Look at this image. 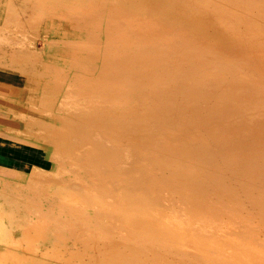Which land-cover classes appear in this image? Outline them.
Masks as SVG:
<instances>
[{"label": "bare ground", "instance_id": "1", "mask_svg": "<svg viewBox=\"0 0 264 264\" xmlns=\"http://www.w3.org/2000/svg\"><path fill=\"white\" fill-rule=\"evenodd\" d=\"M65 10L0 37V264H264V0Z\"/></svg>", "mask_w": 264, "mask_h": 264}, {"label": "crops", "instance_id": "2", "mask_svg": "<svg viewBox=\"0 0 264 264\" xmlns=\"http://www.w3.org/2000/svg\"><path fill=\"white\" fill-rule=\"evenodd\" d=\"M35 1H37V0H0V37L1 36L3 37L5 32L11 31V30L14 31L15 34L17 33L16 34L17 36H21V33H22V36H28V37L29 36H35V37H42V38L50 37V36H57L56 33L66 30V24H65V19H64V18H66V10H65V8H66V0H61V1L57 0V2H56V0H50L54 4L50 3L49 0H40V1L38 0L37 3ZM63 2H64V4H63ZM7 3H9L10 5H6ZM35 4H40L39 6L41 8L39 6H37V5H35ZM5 5L8 6V9H7V7ZM9 6H12V7H9ZM29 7H30V9H29ZM38 7H39V9H38ZM60 7H62V8H60ZM11 8H13V9L16 8L17 10L15 9L14 12H13V9H11ZM42 9H43V11H42ZM39 10H40V12H39ZM44 10H45V12H44ZM4 11L5 12L7 11L8 14L7 13L5 14ZM63 11H65V14H63L64 13ZM10 12H12L14 15H12ZM59 12H61V16L65 15L64 18L61 17L62 19H60V13ZM33 13L35 14V16L37 15V18L34 16ZM43 14H44L46 19L45 18L42 19L44 17ZM38 15L42 16V18L40 17V21L42 22V24H41L40 21H38L39 20V18H38L39 16ZM56 15L59 16V18ZM18 16H19V18H18ZM7 17H9V18H7ZM15 18H16V20H15ZM22 18L25 19V20H23ZM2 20H4V21H2ZM28 20H29L30 23L28 22ZM51 20H54L55 22H58V26L55 27V28H51V26L49 25ZM7 21L13 22L12 23L13 25L11 24L10 28H7V27L5 28V26H4V22H7ZM23 21H24V24H22ZM17 23H19V24H17ZM51 29L55 30V32L53 34L51 33ZM32 33H35V34H32ZM41 35H43V36H41ZM0 44H1L0 45V51H1L0 54H1L2 51H3L2 41H0ZM0 95H1V92H0Z\"/></svg>", "mask_w": 264, "mask_h": 264}, {"label": "rangeland", "instance_id": "3", "mask_svg": "<svg viewBox=\"0 0 264 264\" xmlns=\"http://www.w3.org/2000/svg\"><path fill=\"white\" fill-rule=\"evenodd\" d=\"M136 31H137V29H134L133 30V32H136ZM54 32H55V30L51 29V33L53 34ZM55 37L56 36H50V37H44V38H48L47 41L49 42L50 38H55ZM41 38L42 37H37V39L33 40L32 43H31V41H27V43H26L25 46L27 48L33 47V48H36V49H40L41 48L40 46H42ZM5 46L3 45V47H5ZM6 47L8 48L9 46H6ZM5 71L0 69V82L1 83H5V84H9V85H11V84L16 85L14 83V79L11 77V74L8 73L9 71L8 70H5ZM11 97L14 99L16 96H5V97L4 96H0V140H8L9 137L12 136V133L9 132V131H7L6 128H10L11 127V128L19 129V130H22V129L26 128V126H23L24 124L20 120H18L17 122L14 121L15 124H12L11 123V122H13V121L10 120L12 118L13 112L17 111L18 108L15 109V110H13L14 109L13 108L11 111H7L8 109L5 108V105H8V104L13 105L16 108L17 104L20 105V103H22V104L25 103V99L22 97V99L19 100V103L16 102V105H14V103H12V102H11L12 104L11 103H8V102H10L9 100H10ZM19 99H20V97H19ZM3 112H5V116L3 115L4 114ZM10 112L12 114H10ZM27 112L28 113L30 112L29 114H31V115L38 116V114H36L35 112L32 113L33 111L32 112L31 111H27ZM13 152L16 154V151H12V149H10V148H5L0 143V153L1 154H4V153L12 154ZM19 157L22 158V157H26V156H24L23 154H21ZM38 163H39V161H38ZM0 174L5 175V176H9V177L11 176V175L7 174L6 172H2L1 170H0Z\"/></svg>", "mask_w": 264, "mask_h": 264}]
</instances>
